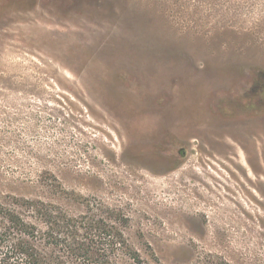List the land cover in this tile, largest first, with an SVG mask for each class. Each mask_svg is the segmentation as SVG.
I'll use <instances>...</instances> for the list:
<instances>
[{
  "label": "rangeland",
  "instance_id": "374dc122",
  "mask_svg": "<svg viewBox=\"0 0 264 264\" xmlns=\"http://www.w3.org/2000/svg\"><path fill=\"white\" fill-rule=\"evenodd\" d=\"M0 202L100 264H264V0H0Z\"/></svg>",
  "mask_w": 264,
  "mask_h": 264
},
{
  "label": "trees",
  "instance_id": "16d2710c",
  "mask_svg": "<svg viewBox=\"0 0 264 264\" xmlns=\"http://www.w3.org/2000/svg\"><path fill=\"white\" fill-rule=\"evenodd\" d=\"M49 216V212H45ZM7 222V224H5ZM98 224H105L103 221ZM47 230L39 229L35 224L29 223L22 215L15 209L0 202V264H71L74 260L86 259L90 264H100L99 253L94 249L92 244H85L82 242H70L72 237L76 235L77 230L80 231L78 224H44ZM53 226L56 228H51ZM67 227H70L67 228ZM53 229V231L51 229ZM68 229V236L71 238H60L56 231L65 232ZM105 230H101V236ZM116 238L110 244L127 245L121 238L120 234L114 233ZM45 239L47 241H45ZM38 243L50 247L53 251L47 252L41 248ZM94 250V254L98 258L89 259L90 252ZM132 260V264H147V262L140 258L137 252L128 253ZM80 261V260H79ZM107 264H117L114 261L106 260Z\"/></svg>",
  "mask_w": 264,
  "mask_h": 264
},
{
  "label": "flooded vegetation",
  "instance_id": "af4514ba",
  "mask_svg": "<svg viewBox=\"0 0 264 264\" xmlns=\"http://www.w3.org/2000/svg\"><path fill=\"white\" fill-rule=\"evenodd\" d=\"M205 106H208V102L205 103ZM226 106L229 107L230 104L226 103ZM201 117H202L201 121L199 123L195 124L194 126L193 125H186L187 131L190 130V131H193L196 133H202V132H207V131L209 132V130H212L213 125H211L209 123L210 119H211L210 116L206 115L204 117V115H203ZM222 127L223 128L228 127V125L225 124ZM159 128H160V130H159L158 134L161 135L160 138L163 139V143H164L165 139L167 137H170L173 132H172V130H170V128H167V126H164V125L160 126ZM176 141H177V145L174 146V151L172 153L173 157H170V159L168 160V162H170V160H174L175 164L182 161V159L187 155V151L189 148V144H187L188 140L184 141V140L176 139Z\"/></svg>",
  "mask_w": 264,
  "mask_h": 264
}]
</instances>
